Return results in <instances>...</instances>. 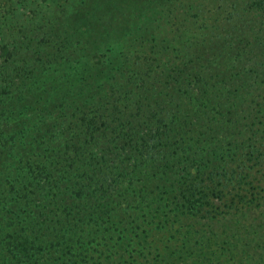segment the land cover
<instances>
[{"label": "trees", "instance_id": "16d2710c", "mask_svg": "<svg viewBox=\"0 0 264 264\" xmlns=\"http://www.w3.org/2000/svg\"><path fill=\"white\" fill-rule=\"evenodd\" d=\"M223 3L87 0L86 27L28 28L0 0V255L142 264L145 223L237 180L264 132V0Z\"/></svg>", "mask_w": 264, "mask_h": 264}, {"label": "rangeland", "instance_id": "374dc122", "mask_svg": "<svg viewBox=\"0 0 264 264\" xmlns=\"http://www.w3.org/2000/svg\"><path fill=\"white\" fill-rule=\"evenodd\" d=\"M250 1L225 0L222 7ZM86 4L87 0H17L14 19L17 25L34 28L43 18L49 21L62 16L72 27H86L94 20L93 15L85 18L84 13L89 10ZM260 126L264 128V124ZM224 132L221 139L225 138V143L238 134L228 129ZM260 133L245 139L236 161L228 160L229 171H237V180L227 186L218 185L219 191L224 189L223 192H218L217 188L210 191L212 199L197 214V219L178 211L171 224L145 223L151 231L147 229L144 234V250H138L143 256L142 264H264V132ZM242 162L245 165L240 173L238 164ZM240 175L243 176L241 179ZM160 211L170 214L171 208ZM168 228L173 232L170 233ZM73 247L78 249L74 252L76 258L67 247L55 259L63 264H76L75 260L77 264H101L93 255L97 253L94 250L89 255L77 244L73 243ZM36 257L30 259V264ZM0 264L22 262L9 261L2 254Z\"/></svg>", "mask_w": 264, "mask_h": 264}]
</instances>
